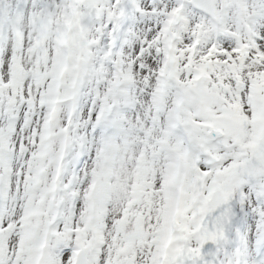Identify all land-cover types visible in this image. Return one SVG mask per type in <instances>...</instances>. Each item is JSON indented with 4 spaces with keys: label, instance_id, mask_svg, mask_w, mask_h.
<instances>
[{
    "label": "snow or ice",
    "instance_id": "1",
    "mask_svg": "<svg viewBox=\"0 0 264 264\" xmlns=\"http://www.w3.org/2000/svg\"><path fill=\"white\" fill-rule=\"evenodd\" d=\"M0 264H264V0H0Z\"/></svg>",
    "mask_w": 264,
    "mask_h": 264
}]
</instances>
